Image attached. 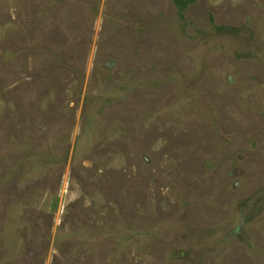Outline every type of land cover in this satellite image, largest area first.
Masks as SVG:
<instances>
[{"label":"rangeland","instance_id":"374dc122","mask_svg":"<svg viewBox=\"0 0 264 264\" xmlns=\"http://www.w3.org/2000/svg\"><path fill=\"white\" fill-rule=\"evenodd\" d=\"M0 0V264H264V0Z\"/></svg>","mask_w":264,"mask_h":264},{"label":"trees","instance_id":"16d2710c","mask_svg":"<svg viewBox=\"0 0 264 264\" xmlns=\"http://www.w3.org/2000/svg\"><path fill=\"white\" fill-rule=\"evenodd\" d=\"M177 3L180 5V6H185L186 4V1L185 0H176Z\"/></svg>","mask_w":264,"mask_h":264}]
</instances>
